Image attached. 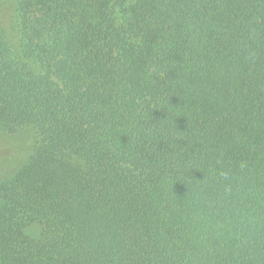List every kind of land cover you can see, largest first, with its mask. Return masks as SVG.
Returning a JSON list of instances; mask_svg holds the SVG:
<instances>
[{
    "label": "trees",
    "instance_id": "obj_1",
    "mask_svg": "<svg viewBox=\"0 0 264 264\" xmlns=\"http://www.w3.org/2000/svg\"><path fill=\"white\" fill-rule=\"evenodd\" d=\"M0 15V264H264V0Z\"/></svg>",
    "mask_w": 264,
    "mask_h": 264
},
{
    "label": "rangeland",
    "instance_id": "obj_2",
    "mask_svg": "<svg viewBox=\"0 0 264 264\" xmlns=\"http://www.w3.org/2000/svg\"><path fill=\"white\" fill-rule=\"evenodd\" d=\"M31 133H32L31 131L25 130L19 136H12L14 138L11 137L0 138V174L1 173L4 174L6 168L3 169V167H5L6 165H10V168H13L9 160L7 159L4 160L5 155L13 156L12 160H15V158H18V160H22V158L25 157L23 151L24 148H27L28 147L27 145L30 144V139L32 138ZM4 152H8V153H4ZM34 231H37V229H34Z\"/></svg>",
    "mask_w": 264,
    "mask_h": 264
}]
</instances>
